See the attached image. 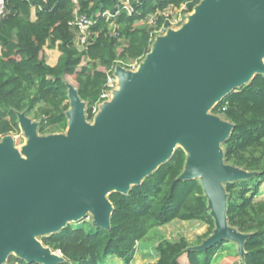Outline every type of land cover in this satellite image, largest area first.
Masks as SVG:
<instances>
[{
	"label": "water",
	"instance_id": "obj_1",
	"mask_svg": "<svg viewBox=\"0 0 264 264\" xmlns=\"http://www.w3.org/2000/svg\"><path fill=\"white\" fill-rule=\"evenodd\" d=\"M194 9L179 30L157 37L136 70L115 66L118 87L92 124L71 85L66 137H38L20 114L27 159L9 137L0 142V264L10 251L28 263L62 261L33 236L58 232L87 212L95 226L109 228L106 193L140 184L176 143L187 155L180 178L200 180L214 219L212 234L195 249L229 239L244 254L247 235L227 223L223 183L251 174L223 163L220 144L232 125L205 112L253 72L264 73V0H203Z\"/></svg>",
	"mask_w": 264,
	"mask_h": 264
},
{
	"label": "trees",
	"instance_id": "obj_2",
	"mask_svg": "<svg viewBox=\"0 0 264 264\" xmlns=\"http://www.w3.org/2000/svg\"><path fill=\"white\" fill-rule=\"evenodd\" d=\"M184 4L190 12L198 0H6L0 18V136L20 129V114L37 118L46 104L64 113L69 85L85 103V119L91 121L109 72L118 64L141 61L161 25H169L163 22L164 11ZM77 15L94 21L84 43L71 25ZM151 16L155 20L148 24ZM45 49L59 52L54 65L47 63ZM212 111L232 125L220 144L223 163L251 174L224 184L227 223L247 235L244 254H238L240 264H264V198L255 199L264 183V73L229 92ZM186 160L178 147L140 184L126 193L111 192L109 228L68 225L42 237V244L62 253L56 264H106L111 257L130 264L137 243L174 219L206 224L200 243L212 234L214 219L200 180L180 178ZM231 243L222 239L195 249L185 238H160L157 260L146 264H183V255L188 264H213L214 255ZM6 262L42 264L15 255Z\"/></svg>",
	"mask_w": 264,
	"mask_h": 264
},
{
	"label": "rangeland",
	"instance_id": "obj_3",
	"mask_svg": "<svg viewBox=\"0 0 264 264\" xmlns=\"http://www.w3.org/2000/svg\"><path fill=\"white\" fill-rule=\"evenodd\" d=\"M121 1H127V0H121ZM202 1L203 0H198V4H200ZM194 11L195 9L193 8L190 12H188L186 4L182 5L180 8L169 7L168 9H166L162 14V16L164 17L163 22L167 21L169 25L168 26L161 25V27L156 32V35L152 43L156 42L158 36L165 35L169 29L179 30L185 23H187L190 15H192ZM154 20L155 17L151 16L149 17L147 22L148 24H150ZM112 27L113 25L109 24V28L112 29ZM77 36L81 37L82 34L78 33ZM151 48H152V44H151ZM46 50L48 52V60L56 57L53 56L55 54L54 53L55 49H46ZM255 74L256 73L253 72L246 83H248ZM117 87L118 85L116 82L115 88ZM68 102H70V98ZM215 106L216 104L208 108L205 113L207 115L214 116L223 121L224 119L221 114L213 113L212 109ZM70 108L71 106H69V108L64 113H58L53 109V107L50 104H46L43 106V112L40 113L37 118H34L31 115L25 117L29 119V124L34 126V129L38 137L49 136V135L66 137L70 125V115H69ZM88 123L92 124L93 120L88 121ZM40 128H43V133H40L39 131ZM5 137H9V139L12 142V146L19 155V157L21 159H27V155L24 152V148L28 143V136L25 130L20 127L18 131L10 132L6 135H2L0 136V142L3 141ZM180 146L181 145L179 143H176L174 145V150ZM224 184L225 183H223V186ZM130 185L132 186V184ZM258 192L259 193L255 199L257 200L263 199L264 183L260 185ZM110 193L111 191L106 193V197ZM68 225H73V226L82 225L86 229L94 227L95 225H94L93 214L87 212L83 217H80L78 219L67 220L65 224L61 227V229L65 228ZM206 231H207V225L201 221H197V220L183 221L179 219H174L167 224L155 228L154 231L147 234V236L142 241H139L137 243L136 250L130 264H146L149 262L156 261L158 258V252L156 250V246L160 238H166L167 240L170 241H178L181 238H185L192 245L193 248H196L198 245H200L202 242L205 241L206 238H203V240H201L200 243L197 242L198 237L204 234ZM48 234L50 233L36 234L33 237L40 242L41 238L47 236ZM229 241L232 243L229 245H227L228 243L223 245L218 251V255L217 254L214 255L215 260L213 264H240V257L238 256L239 253L237 251L238 244L236 241H231V240ZM14 254H15L14 251H10L8 256ZM6 261L7 258L4 260L3 263L7 264ZM182 262L183 264H188L187 258L184 255L182 256ZM106 264H123V261L121 259L114 257L108 259Z\"/></svg>",
	"mask_w": 264,
	"mask_h": 264
},
{
	"label": "built area",
	"instance_id": "obj_4",
	"mask_svg": "<svg viewBox=\"0 0 264 264\" xmlns=\"http://www.w3.org/2000/svg\"><path fill=\"white\" fill-rule=\"evenodd\" d=\"M5 9H6V0H0V18L5 12ZM93 22L94 21L92 19L88 18L85 15H77L74 18V20L71 22V25L76 27L79 30V32L82 34L80 38L82 43L86 42L87 36L89 34L88 28L93 24ZM139 63L140 61H133L129 63L127 67H124V66L123 67L125 69L134 71L138 68ZM114 71H115V67L113 68L111 72H109L107 76L105 89L100 95V100L93 106V109H92L93 116L99 110L100 104L103 103L104 101L109 100L110 97L112 96V91L114 90L115 84L117 82V76L115 75ZM222 110H224V107L222 108ZM57 252L62 256V253L60 251H57Z\"/></svg>",
	"mask_w": 264,
	"mask_h": 264
},
{
	"label": "crops",
	"instance_id": "obj_5",
	"mask_svg": "<svg viewBox=\"0 0 264 264\" xmlns=\"http://www.w3.org/2000/svg\"><path fill=\"white\" fill-rule=\"evenodd\" d=\"M77 38H79V36H77ZM46 50V49H45ZM54 55L53 56H56L55 58H51V59H49L48 60V52H47V50H46V56H47V58H46V61H47V63L48 64H50V65H54L55 63H56V61H57V58H58V55H59V52L55 49V51H54ZM112 258V257H111ZM114 258V257H113Z\"/></svg>",
	"mask_w": 264,
	"mask_h": 264
},
{
	"label": "bare ground",
	"instance_id": "obj_6",
	"mask_svg": "<svg viewBox=\"0 0 264 264\" xmlns=\"http://www.w3.org/2000/svg\"><path fill=\"white\" fill-rule=\"evenodd\" d=\"M193 13H195V11H194ZM190 20H191V19H190Z\"/></svg>",
	"mask_w": 264,
	"mask_h": 264
}]
</instances>
